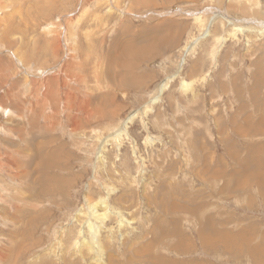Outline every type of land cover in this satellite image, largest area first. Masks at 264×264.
<instances>
[{
  "label": "rangeland",
  "instance_id": "obj_1",
  "mask_svg": "<svg viewBox=\"0 0 264 264\" xmlns=\"http://www.w3.org/2000/svg\"><path fill=\"white\" fill-rule=\"evenodd\" d=\"M258 28L264 0H0V264L51 263L109 188L103 264H264V133L231 124L264 118Z\"/></svg>",
  "mask_w": 264,
  "mask_h": 264
},
{
  "label": "bare ground",
  "instance_id": "obj_2",
  "mask_svg": "<svg viewBox=\"0 0 264 264\" xmlns=\"http://www.w3.org/2000/svg\"><path fill=\"white\" fill-rule=\"evenodd\" d=\"M199 12L192 13V14L190 13L191 16L193 17V19L198 23H201L203 21L205 14H209V16L211 18H212V16H214L213 17L214 19H217V18L225 19L229 23V25H231L233 27V29L235 31L234 33H232V36H235L237 33H242L244 30L243 28H241V25L239 27V26H235L233 24L232 19L227 15L225 10H223V12H222L219 10L209 9V10H206L205 11L206 13L204 12L203 15H201ZM211 18L209 19V21H211L210 24H212L213 20H214V19L212 20ZM258 32L264 33V29L262 30V29L258 28ZM206 34H207L206 36H209L208 33H206ZM155 38L156 37H154V39ZM136 42L134 44H136ZM131 44H132V42H129L127 45V48L133 47V45H131ZM124 48H125V46H124ZM143 48L144 47H141L137 50V51L141 50L139 52V54L141 55L142 58L144 55V50H142ZM130 56H132V55H130ZM143 59H145V58H143ZM124 66H125V64H124ZM180 71L181 70H178V72L176 73V76L180 73ZM97 78H98V76H97ZM170 83H171V81H169L167 83H162V86L160 85L161 86V88H159L160 91L149 102L148 106H150V105L155 106L159 102V97L162 94L161 92L164 91ZM115 84H116V82H115ZM263 84H264V72H263V75L256 77V85L251 90V92H252L254 98H256L258 100V104H259V110H257L258 109L257 108L256 109L257 111H255V112H259L264 117V105L260 104V101H261L260 99H261V95H262L260 87ZM184 87H189V86H187L184 83L183 88ZM235 90L238 92L237 89H235ZM148 106H146L145 111L149 109ZM137 115H138L137 113H133L131 115L129 120L125 123L124 129H126L128 127L129 122H131L134 118H136ZM233 120H232L231 124L234 128H245L247 130H256L257 129V131L259 133H264V118H262L260 120H255V119L252 120L249 117L244 122V125H239V124L235 123L234 117H233ZM251 123H253L255 127ZM122 136H123V130L120 131L119 133H117L116 140H118ZM151 142H153V140H151ZM43 160L47 161V156H45ZM204 160H205L206 165L208 166L207 158L206 159L204 158ZM46 166H48V165L46 164ZM208 170H209V172H212L209 168H208ZM258 173H259V170L255 171L254 173L249 174V176L251 175L252 179H253L255 177V175ZM59 180H61V179H59ZM90 191H91V188H89L88 194H90ZM106 194H107V196L105 198H101L98 201L90 202L88 199H86V206H85V204H83L81 206V208L77 211V213L74 217V220L71 224V226L73 227L72 230L67 231V232H62L59 234V238L57 237V240L54 243V247L51 250V252L49 253L50 257H52L53 260L51 263H48V264H103L104 256L109 257V254L106 252L105 248L103 247V244L109 245V247L112 249H115L116 247L112 246L113 243L110 241L111 240L110 238H108L106 241H101L100 237L102 234V229L100 231V228H101L100 227V221H103L105 219L106 215L105 214L104 215L98 214V213H99V209H106L109 213H114V209L111 207H108V205H107V199H108L110 194H114V190H112V188L111 189L109 188V189H107ZM116 214H117L118 218L124 219L121 212H116ZM207 226L208 225H206V227ZM201 230H202L201 231V240H203L202 242L206 245L205 246V248H206L209 245H211L214 242V240L211 238L210 233L209 234L205 233V228H204L203 223L201 224ZM214 234H216V233H214ZM110 235H113V234H110ZM63 239L65 240V243L67 246L66 248L63 247V245H64ZM73 242L76 243L75 244L76 248H72V250H69L68 247L72 246ZM116 243H117V240H116ZM247 243H249V242H247ZM35 248H41L40 244L37 243L36 245H32V247H30L27 250L26 254H29V253L31 254L32 250ZM39 251H37V252L39 253ZM10 254H11V252H10ZM15 254H16V252H15ZM8 257H7V259H8ZM88 258L92 259L91 263L88 262ZM36 260H38V261L35 262L34 264H43V263H46L48 261V259L46 257H42V255L39 257V259H36ZM157 264H167V263H165L164 260L159 259Z\"/></svg>",
  "mask_w": 264,
  "mask_h": 264
}]
</instances>
